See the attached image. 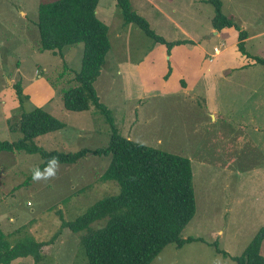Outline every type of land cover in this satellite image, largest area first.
I'll return each mask as SVG.
<instances>
[{"label":"rangeland","instance_id":"obj_1","mask_svg":"<svg viewBox=\"0 0 264 264\" xmlns=\"http://www.w3.org/2000/svg\"><path fill=\"white\" fill-rule=\"evenodd\" d=\"M41 1L0 0V139L22 137L11 125L23 111L42 106L65 124L36 138L45 151L74 153L104 147L111 132L106 114L94 104L83 111L66 110L58 91L79 69L83 43L64 46L62 55L41 49L36 24ZM138 1H129L132 9ZM221 1L226 15L250 36L258 34L246 40V46L264 59V0ZM154 3L172 20L161 21L152 12L151 28L170 41L190 40L192 46L184 49L199 51L203 59L199 48L208 51L206 66L216 68L214 60L219 57L230 65L221 69L224 76L208 73L210 78L216 76V84L205 89L207 97L181 92L178 88L187 87L194 75L178 77V62L162 56L150 64L144 55L153 40L135 23L124 21L117 0H100L97 12L110 27L111 48L94 88L123 136L192 162L197 210L181 235L202 240L180 248L169 243L150 264H233L231 257L264 227V67L247 57L240 61L236 28L212 32L214 8L206 0L139 1L141 6ZM137 77L146 78L148 93L138 95ZM18 83L29 97L24 105L17 95ZM109 160L88 153L74 164L59 163L56 178L34 182L31 169L42 164L40 154L1 152L0 228L7 239L47 241L63 220H73L92 203L117 193L119 183L103 177ZM104 221H92L77 232L63 227L42 248L38 262L27 256L12 264H89L80 235ZM215 242L226 254L217 251ZM261 253L264 256V240Z\"/></svg>","mask_w":264,"mask_h":264},{"label":"trees","instance_id":"obj_2","mask_svg":"<svg viewBox=\"0 0 264 264\" xmlns=\"http://www.w3.org/2000/svg\"><path fill=\"white\" fill-rule=\"evenodd\" d=\"M206 1L214 8L213 28H236L239 31L238 48L241 54L264 67V59L251 55L247 50L248 31L222 11V1ZM99 2L43 0L38 7L36 24L41 49H50L62 55L64 46L83 43L79 69L73 72L72 79L66 85L57 90L66 110L83 111L94 104L106 114L111 125L109 143L92 151H45L37 144L36 138L61 129L65 124L42 106H35L23 111L16 125L10 127L11 130H19L22 137L13 141L0 139V153L40 154L43 159L38 167L40 169H44L48 159L53 156L59 157L61 164H74L88 153L109 156L103 177L116 180L119 191L92 203L75 219L63 220L60 228L47 241L23 239L12 245L0 228V264H12L14 260L27 256H32L36 263L41 258L42 248L51 244L63 227L77 232L100 218H105L101 226L89 228L80 235L89 264H150L169 243L180 248L186 243L202 240V237L195 235H181V230L197 210L190 158L123 136L113 122L111 110L95 91L94 83L101 75L111 48L109 26L97 14ZM117 3L123 10L124 21L135 23L154 43L164 44L167 53L175 45L191 43L186 39H165L131 8L129 0H117ZM170 70L168 68L165 76L169 75ZM17 95L22 105L29 98L21 83L17 84ZM263 240L264 227H260L243 251L231 257L233 264H264L261 253ZM214 245L219 253L226 254L218 243Z\"/></svg>","mask_w":264,"mask_h":264},{"label":"crops","instance_id":"obj_3","mask_svg":"<svg viewBox=\"0 0 264 264\" xmlns=\"http://www.w3.org/2000/svg\"><path fill=\"white\" fill-rule=\"evenodd\" d=\"M131 2V0H129ZM141 1V0H139ZM139 1L137 2V6L133 7V10L135 12H138L139 15L143 16L145 19H147V21L149 22L150 26L152 24L153 19L151 18V13L153 12V14L157 17V19L161 20V21H168V20H172L171 15L165 13V11L161 10L158 8V5L154 3V6L152 7L150 4L145 6V5H140ZM142 3H144L142 1ZM153 3V2H152ZM145 4V3H144ZM132 5V3H131ZM149 9L151 10L149 12ZM146 11V14L144 13ZM148 12V14H147ZM97 14L99 15V12H97ZM226 29H230V28H225V29H221V30H216V31H212L214 33H218V32H223ZM110 30V27H109ZM258 34H254L250 36V32H248V37H247V41H249V39L255 37ZM181 39H185V38H179L178 40ZM176 40V39H173ZM188 40V39H186ZM246 41V42H247ZM192 43H184V44H179V45H175L171 48L169 53L166 52H162V50H166V47L164 44L161 43H154L153 46H151V48H149L147 50V52L145 53L144 57H146V60L148 59V57H150V61L149 63H153L154 61V57L157 56V59H160V56H162V59H169L171 61H176L178 62V66H181V72L178 74V77H181L182 79H184V77L187 78V76L189 75H194V79L190 80V83H188L187 87H182L180 89V87L178 88V90H181V92H186V91H195L196 93L200 94L202 93L201 96L203 97H207V94L205 92V89L207 91H209L212 87V85L215 87L216 84V80L215 77L218 75H222L224 76V70L222 72L221 69H224L223 67L225 66V68H229V64H226L225 62H220L221 60L219 59V57H216V59L214 60V62L216 63V68L214 67V64L211 65V63L206 66V62L208 60V56L207 54L209 53L208 51L204 50L200 47V51L204 53V59H203V55L201 53H189V50L184 49V46H192ZM153 47H155V50H152ZM247 47V46H246ZM177 50V51H175ZM248 50V49H247ZM176 52V53H175ZM249 52V51H248ZM211 53V52H210ZM250 53V52H249ZM217 54V53H216ZM251 55H257V54H252ZM213 55V54H211ZM244 55H241L240 57V61H244ZM260 57V56H259ZM207 59V60H206ZM263 59V57H262ZM202 61H204L202 63ZM251 63H253L251 61ZM144 63H141V65H143ZM139 66V62L137 63V67ZM153 66V65H152ZM151 66V67H152ZM172 67V71L173 72V65L171 64ZM215 68V69H214ZM191 69V70H189ZM193 71V72H192ZM126 73H131V71L126 72ZM208 73H210V76H213V74H216V76H214L213 78H210V76L208 77ZM130 75V74H129ZM137 75L141 76V73H137ZM146 78L143 77H137V91H138V95H142L145 93H148L150 91V86L147 85V82L145 80ZM188 81V80H187ZM218 82V80H217ZM7 239V237H6ZM10 242V241H9ZM11 243V242H10ZM12 245L15 243H11Z\"/></svg>","mask_w":264,"mask_h":264},{"label":"clouds","instance_id":"obj_4","mask_svg":"<svg viewBox=\"0 0 264 264\" xmlns=\"http://www.w3.org/2000/svg\"><path fill=\"white\" fill-rule=\"evenodd\" d=\"M58 167L59 157H50L43 170L38 167L31 169L32 180L39 182L41 180L47 181L54 179L57 176Z\"/></svg>","mask_w":264,"mask_h":264}]
</instances>
